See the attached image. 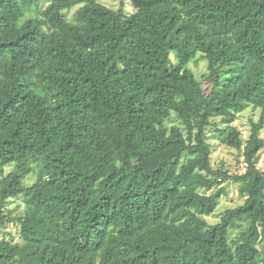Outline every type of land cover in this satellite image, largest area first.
Masks as SVG:
<instances>
[{"label":"trees","instance_id":"trees-1","mask_svg":"<svg viewBox=\"0 0 264 264\" xmlns=\"http://www.w3.org/2000/svg\"><path fill=\"white\" fill-rule=\"evenodd\" d=\"M99 1L0 0V214L25 205L0 264H264V0ZM209 128L243 173L212 168ZM226 180L243 203L209 224Z\"/></svg>","mask_w":264,"mask_h":264},{"label":"rangeland","instance_id":"rangeland-1","mask_svg":"<svg viewBox=\"0 0 264 264\" xmlns=\"http://www.w3.org/2000/svg\"><path fill=\"white\" fill-rule=\"evenodd\" d=\"M99 4L119 10L123 14L130 15L133 13V8L129 0H101ZM76 9L66 12L67 19L71 21L72 15ZM180 57V55H179ZM174 62V58L172 57ZM178 58L176 59V61ZM188 68L192 71L198 81L202 83V88L205 93H208L211 84L203 80V76L207 74V64L204 58L197 55L193 61L188 63ZM259 118V110H255L252 107H248L244 111L235 115V120L231 126H234L240 133L241 138L245 142L250 136L251 123L257 122ZM216 123L222 125L221 119L217 118ZM260 137L264 140V128L260 132ZM207 142L211 150V166L214 170L227 171L229 175L241 174L245 170L243 162L242 151H237L227 145L222 144L215 136V129H207ZM13 165L5 167V173L10 172L13 169ZM257 168L264 174V148L258 153ZM36 179V175L29 174L25 180V185L32 184ZM223 186L226 190V194L222 196L215 208L212 215L205 217V220L209 224L217 223L221 216L227 209L235 208L243 203V198L238 194L237 185L231 181H224ZM215 190L204 192L209 195L214 193ZM25 211L24 198L18 196L16 198L8 200L6 206L3 208L0 214V239L11 241L13 243L20 242V227L16 222L18 217H21ZM1 216L3 218H1ZM12 221L8 222V220ZM232 235H234L232 233Z\"/></svg>","mask_w":264,"mask_h":264}]
</instances>
